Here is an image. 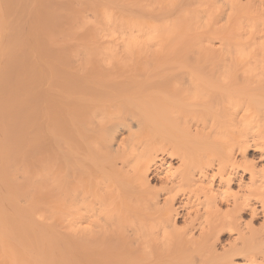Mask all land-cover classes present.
<instances>
[{"label":"bare ground","instance_id":"1","mask_svg":"<svg viewBox=\"0 0 264 264\" xmlns=\"http://www.w3.org/2000/svg\"><path fill=\"white\" fill-rule=\"evenodd\" d=\"M0 264H264V0H0Z\"/></svg>","mask_w":264,"mask_h":264},{"label":"rangeland","instance_id":"2","mask_svg":"<svg viewBox=\"0 0 264 264\" xmlns=\"http://www.w3.org/2000/svg\"><path fill=\"white\" fill-rule=\"evenodd\" d=\"M217 42H218V41H217V40H215V41H214V45H215V43H217Z\"/></svg>","mask_w":264,"mask_h":264}]
</instances>
